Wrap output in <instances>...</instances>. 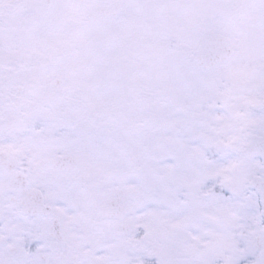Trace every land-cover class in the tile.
<instances>
[{"label":"snow or ice","instance_id":"snow-or-ice-1","mask_svg":"<svg viewBox=\"0 0 264 264\" xmlns=\"http://www.w3.org/2000/svg\"><path fill=\"white\" fill-rule=\"evenodd\" d=\"M0 264H264V0H0Z\"/></svg>","mask_w":264,"mask_h":264}]
</instances>
